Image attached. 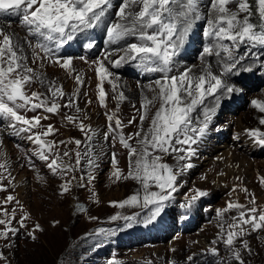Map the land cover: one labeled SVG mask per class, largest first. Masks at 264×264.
Here are the masks:
<instances>
[{"label": "rangeland", "instance_id": "1", "mask_svg": "<svg viewBox=\"0 0 264 264\" xmlns=\"http://www.w3.org/2000/svg\"><path fill=\"white\" fill-rule=\"evenodd\" d=\"M120 3L121 0H113L114 7L110 11V16L114 22H119L116 12ZM249 3L253 7L252 19L255 22V16L258 15L255 0H249ZM229 7L236 10L235 4H230ZM204 11L207 13V9ZM244 15L246 14L241 13L240 18L242 19ZM14 18L16 20L0 18V27H3L6 34L12 35L14 42L18 40L24 44L27 39L31 40L34 47L36 41L19 25L18 18ZM196 25L202 27V29L199 28L202 36L206 24L198 22ZM106 27V24H101L95 30L97 31L95 32L96 38H102L103 46H100L94 55H63L59 63L45 58L42 60V66H38L40 69H33L38 77L42 76L46 81H52L56 86L62 87L65 96L57 101L61 105L59 112L50 114L42 109L37 110L36 113L21 112L22 115L39 114L42 117H54V120L45 126L52 125L54 129L58 126L62 128L54 137L49 135L45 139H56L60 136L59 142H64L63 144L59 143V146L63 148L60 157L65 163L75 164V152L82 153L81 165L76 172L53 175L46 167V162L35 156L34 153L38 146L30 143L24 138V135L19 137L13 135L12 130L6 127V122L0 121V131L3 130L1 133L9 146L7 153L1 154L2 150L0 149V163L6 164L10 171V176L5 175L3 180L7 191H0V219H6L5 211L10 216L14 211L11 225L19 229L18 234L10 235V239H0V250L6 257V259H0V264H187L186 258L190 255L195 256L192 264H223L225 261L228 264H234L231 259L232 254L225 244L212 245L210 242L218 239L221 228L227 234L228 224L232 223L231 218L238 216V211L232 209L224 213V220L227 223L221 221L218 210L225 209L228 203H239L249 208L256 206L259 210L264 209V146H260L246 134V130L256 128L264 131V125L259 123V120L264 118V113H260L251 105L252 100L264 102V78H262L264 70L242 73L238 77H229L234 87L243 90L242 93L233 94L230 99H226L222 103L214 118L213 126L216 130L210 131L201 144L194 146L197 148V155L190 161H185L193 163L194 167L179 176L177 181L179 189L174 193V198L167 203L162 215L153 223L146 225L144 220L147 218V210L139 207H131L127 211L119 207L113 210V206L110 205L112 201L109 199H118L121 196L126 199L130 195L136 194L140 185L128 176V173L133 171L137 156H132L130 161L129 149L124 148L120 143L118 134L109 133L108 139H104L109 125L106 114H111V110L115 113L117 110L115 115L122 120L125 137H130L129 144L139 150L137 143L139 138L134 134L141 127L145 131L147 130L160 102H152L155 93L148 90L149 82L155 79L127 78L125 76L127 69H130V64H134V62L122 64L117 70L110 61L118 59L123 53H115L106 62L105 67L113 73L109 79L113 80L118 88L114 92L112 85L108 80H105L103 87L106 94L110 93L112 96V101L111 103L106 102V106L99 103V77L96 68L99 62L104 59L103 57H106V53L121 46L112 44L113 47L110 48V45L105 44L107 42ZM134 42L139 41L138 39L133 42L128 39L124 41L125 44ZM198 44L202 43L198 42ZM24 47L25 54L28 56L27 44H24ZM245 47L241 46L236 54L245 55L243 61L245 66L252 65L251 67L258 69L261 60L256 58L260 55L256 51H260L259 47L252 50L254 53L252 56L245 53ZM35 50L38 55L43 56L39 49ZM183 52L185 53V51ZM191 55L192 59L187 63L194 67L196 75L201 74L206 63L212 65L213 73L219 74L215 57L208 62L207 58L199 59L193 55V52ZM68 57L73 60L71 69L60 67L63 59ZM260 57H264V50ZM123 68L124 70H121ZM76 75L81 77L83 85L77 84ZM121 77L125 78L123 83L120 81ZM153 87H155L154 84ZM26 88L28 95H31L32 92L50 95L38 79L27 85ZM139 89H141L140 92H138ZM121 91L125 96L122 101L116 98ZM71 96L78 97L77 104L81 112L77 113L75 108L64 107ZM95 97L96 100L93 99ZM90 100L94 101L89 103ZM206 103H208L207 100ZM145 104H147L146 109ZM121 105H131L135 109L131 110L126 107V110L122 111ZM119 111L129 115L135 112L136 115L134 114V118H128L125 121ZM145 112L148 113L141 125L140 117L137 116H141ZM67 115L79 117L86 126L98 133L92 141L93 158L98 163V167L89 169L88 157L84 156L87 143L85 137L78 131L77 125L65 119ZM195 115L196 113H193V116ZM129 120H134V123L130 124L129 132L125 133L124 128L129 125H126ZM43 124L41 122V129ZM55 126L57 127L55 128ZM112 126L115 127L114 121ZM71 127L74 130H70ZM237 137L239 138L237 139ZM74 139L82 141L79 148L75 143L73 146L70 144ZM64 145H69L68 147L71 145L72 148L67 147L66 149ZM0 146L2 148L1 143ZM225 146L232 149L234 153L235 151L239 153L241 160L232 157L231 159L235 160H232L230 164H226L228 158L222 161L221 157ZM65 151L71 154L70 157L63 156ZM113 153L116 157L115 164L112 162ZM161 162L169 164L176 170L175 154L164 156ZM33 164L34 167H32ZM116 167H119L122 172L120 182L112 175ZM89 171L95 179L90 182L83 181L88 186L86 189H82L79 187V177ZM20 175L25 176L24 198L17 196L18 187L16 189L15 180ZM73 175L76 176V181H72ZM220 178L223 179L222 187L217 186ZM62 181H72L69 184L70 192L68 194L60 192ZM113 183L114 185H112ZM197 189L205 190L209 195L193 202L191 207L182 206L195 195ZM244 189H247V192ZM150 190L158 189L153 185ZM110 191L118 193L112 196ZM12 194L15 201L5 204L6 197ZM142 194L141 190V196ZM253 198L256 202L255 205L252 203ZM137 212L141 214L140 219L134 222L131 228H128L123 220H111L113 215L130 216ZM23 216L29 217L25 221L26 227H21L18 223ZM37 223L43 231L33 233ZM6 227V225H0V231ZM101 227L108 231L107 236L98 234ZM30 233H33L36 239L33 240ZM242 239L248 241L251 249L250 253L241 249L245 264H264V230L251 232V234L243 236ZM239 242L235 247H241ZM213 247L219 248L218 256L211 254L210 249Z\"/></svg>", "mask_w": 264, "mask_h": 264}, {"label": "snow or ice", "instance_id": "2", "mask_svg": "<svg viewBox=\"0 0 264 264\" xmlns=\"http://www.w3.org/2000/svg\"><path fill=\"white\" fill-rule=\"evenodd\" d=\"M255 3L258 13L255 22L252 19L254 13L249 0H121L116 12L119 22H114L110 16V11L114 7L113 0H0V18L17 17L19 25L36 41L34 49L31 40L26 39L24 42L29 49H33L35 57L33 63L36 59L45 58L59 63L65 46L78 39L79 35L87 37L91 30L106 24V38L109 44L121 45L113 49V52L123 53L118 59L110 61L116 68L134 62V66L145 74H161L148 84V90L155 93L152 102L159 101L160 106L147 130L141 127L134 134L139 138L137 141L139 150L129 144L130 137L126 138L123 134L122 121L115 113L106 114L109 125L104 139H108L109 133L118 134L120 143L124 148L129 149L130 161L132 156H137L133 171H130L128 176L140 185L136 194L130 195L122 202H110V205H118L121 209L130 206L147 210V218L144 220L147 225L156 221L165 211L167 203L174 198V193L179 189L177 184L179 176L194 167L193 163L185 161H190L196 156L197 148L194 146L202 143L210 131L216 130L213 126L214 118L222 103L230 99L233 94L242 93V89L227 83L225 78L264 70V57H256L261 59V63L258 69H254L244 65V54H236L241 46H246L245 53L249 56L254 55L252 50L257 47L264 50V0H255ZM230 4H235L236 10L231 9ZM241 13L246 14L242 19ZM198 22L206 24L203 36L208 39L202 53L216 58L219 74L211 71L210 63L205 64L199 75H190V68H185L178 75L173 74L179 72L175 58L186 47ZM132 37L137 38L139 42L123 43ZM0 38H2L0 39V121L6 122V127L10 128L12 134L17 137L27 134L24 138L38 146L35 156L46 162V167L53 175L76 172L81 165L80 151L75 152V164L65 163L59 153H55V158H52L57 145L45 137L55 133L54 127L48 125L44 132H33V129L41 127V120L48 117L37 114L27 118L26 115L21 114L22 111L36 113L40 109L50 114L58 113L61 105L57 101L65 96L62 87L36 75L33 68L27 64L28 56L25 54L24 44L18 40L14 42L12 35L6 34L3 27H0ZM85 46L92 49L95 47V41L88 39ZM35 49H39L43 56L37 57ZM201 59H204L203 55ZM72 64V58L68 57L63 59L60 67L71 69ZM96 72L99 77V103L106 106V92L103 87L105 80L112 85L114 92L118 85L109 79L113 73L103 62H99ZM37 79L50 95L39 92H32L31 95L26 93V85ZM75 81L78 85H83L79 75L75 76ZM116 98L124 100V93L119 92ZM77 100L76 96L69 97L64 107L75 108L77 113L81 112ZM251 105L260 113H264V102L252 100ZM144 107L146 109L147 104ZM193 113L196 115L193 116ZM146 116L147 112L140 116L141 125ZM65 119L77 125L78 131L85 137L87 143L84 156L88 157L89 169L98 167L92 151V141L98 133L86 126L77 116L67 115ZM113 121L115 127L112 126ZM128 123L130 125L134 120H129ZM259 123L264 125V118H261ZM246 134L260 146H264V131L256 128L246 130ZM72 142L78 148L82 144L80 139H74ZM173 154L176 159V170L169 164L161 162L164 156ZM70 155L67 151L63 153L64 157ZM29 159L31 160V157ZM112 162L116 163L114 153ZM5 175L10 176V171L6 164L0 163V191H7V186L3 184ZM112 175L117 180L120 179L122 172L119 167L115 168ZM76 179L73 175L72 181ZM94 179L91 171L81 175L79 187L86 189L88 185L83 181L90 182ZM72 181H62L61 194L70 192L69 184ZM153 185L158 190H150ZM244 191L247 192V189ZM207 195H209L207 191L197 189L195 195L182 206L191 207L193 202ZM14 199L13 195H8L4 203L7 204ZM252 203L253 205L256 203L254 198ZM232 209L238 211V216L231 218L232 223L228 224L226 238L224 229L221 228L218 239L210 243L225 244L232 254L231 259L234 264H245L241 249L249 253L251 249L248 241L242 237L251 232L264 230V210H259L256 206L249 208L239 203H228L225 209L218 210V216L223 223H227L224 220V213ZM140 215L139 212L130 216L113 215L111 220H123L126 226L131 228L134 222L140 219ZM4 216L6 219H0V225L7 227L0 231V239L8 240L10 235L18 234L19 229L11 225L14 211L11 216L5 211ZM28 218V216L21 217L18 221L21 227H26L25 221ZM35 231H43L38 223L35 224L33 233ZM33 233L29 235L34 240L36 236ZM98 234L107 236L108 231L101 227ZM238 238L240 248L235 247ZM210 252L218 256L219 248L213 247ZM0 259H6L2 250H0ZM194 259V255L188 256L187 264H192ZM223 264L228 262L225 261Z\"/></svg>", "mask_w": 264, "mask_h": 264}, {"label": "bare ground", "instance_id": "3", "mask_svg": "<svg viewBox=\"0 0 264 264\" xmlns=\"http://www.w3.org/2000/svg\"><path fill=\"white\" fill-rule=\"evenodd\" d=\"M4 25V24H3ZM201 26L200 25H196L195 27H194V30H193V32L191 33V35H190V37H189V40H188V42H187V44H186V48H190V50H192V52H194V54L199 58V59H201V56L203 55L204 56V58H207L208 59V62H209V60H211L213 57H208V56H206V54H203L202 53V44H198V42H201V43H203V40H205L206 38H203L202 36H201V30L199 31V28H200ZM200 29H202V27L200 28ZM94 30H96V29H94ZM99 31V30H98ZM97 32V31H96ZM104 35V34H103ZM83 37V35H79V37H78V39L76 40V43L74 44L75 46L76 45H78L79 44V42L81 41V40H83V39H85V38H82ZM24 42V41H23ZM107 44H109V42L107 41L106 42ZM124 43V42H123ZM110 48H112L113 47V45L112 44H110ZM25 48V47H24ZM201 48V49H200ZM33 49H34V47H33ZM33 49H27V52H28V60H27V64H28V66L29 67H31V68H33V69H40L38 66H42V60L41 59H36V62L35 63H33V59L35 58L34 56H33ZM183 52V51H182ZM181 52V53H182ZM199 52H200V54H199ZM35 53H36V56L37 57H42V56H40V55H38L37 54V52H36V50H35ZM110 53H111V55H110ZM116 52H108V53H106L107 55H106V57H103L104 59L102 60V61H100V62H103L104 64H106V62L109 60V58L112 56V55H114ZM185 58H188L187 56H185ZM176 59V67H177V69H179V72H174L173 74H179L180 72H183L184 70H185V66H189L188 68H190L191 69V72H190V75H192V74H197L196 73V71L194 70V67L192 66V65H189L187 62L189 61V60H181V59H179L178 57H176L175 58ZM248 60H249V58H248ZM261 60V59H260ZM48 61V60H47ZM46 61V62H47ZM205 63V62H204ZM213 63V62H212ZM248 63V62H247ZM254 63V62H253ZM252 66V65H251ZM130 67H131V64H130ZM214 67V66H213ZM247 67V66H246ZM201 69H202V67H201ZM128 71H127V73H126V77L127 78H132V76H130V74H129V68L127 69ZM215 74V73H214ZM226 79V81H227V83H229V84H233L232 83V80L228 77H226L225 78ZM122 83L125 81V78H123V77H121V80H120ZM26 87H27V85H26ZM25 87V91L27 90V88ZM30 87V86H29ZM236 87V86H235ZM143 90V89H142ZM133 91H136V90H133ZM141 91V89H139V91L138 92H140ZM137 93V92H136ZM134 94V93H133ZM93 97V96H92ZM91 98V97H90ZM92 99V98H91ZM94 100H96V97L95 98H93ZM94 100H90V102L89 103H92ZM111 101H112V96L110 95V93H107L106 94V102H108V103H111ZM88 103V104H89ZM87 104V103H86ZM85 104V105H86ZM90 105V104H89ZM92 105V104H91ZM126 107L127 108H129V109H131V110H133V109H135L134 107H131V105H121L120 106V109L122 108V111H125L126 110ZM112 113H114V111L113 110H111V114ZM148 113V112H147ZM115 114H117V110L115 111ZM119 114H121L122 116H124V117H122L125 121L128 119V118H134L135 116H134V114H135V112H133L132 114H122L120 111H119ZM136 115V114H135ZM138 115V114H137ZM27 116V118H32L33 116H29V115H26ZM137 117H140V115L139 116H137ZM54 120V117H48V119H42L41 120V122L42 123H44L43 124V127H42V129H41V127H39V128H37V129H33V132L35 133V132H41V131H45L46 130V124L47 123H49V122H52ZM66 121V120H65ZM122 121V120H121ZM67 123V122H66ZM129 123H127L126 125H128ZM69 125V124H68ZM58 126V125H57ZM57 126H55V128L57 127ZM129 126L130 125H128V126H126L125 128H124V131H125V133H128L129 132V130H130V128H129ZM61 126L59 127L58 126V128H56L55 129V133L54 134H51L52 135V137H54L55 135H57L58 134V132H60V130H61ZM70 130H74V128H70ZM1 131H3V130H1ZM1 131H0V143H1V145H2V148H0L1 150H2V152H1V154H4V153H7L8 151H9V146H8V144L5 142V137L2 135V133H1ZM136 131V130H135ZM74 134V133H73ZM124 134V133H123ZM25 135H27V134H24V136ZM126 135V134H125ZM49 137V136H48ZM81 137V136H80ZM47 140H49V141H54L55 142V144L57 145V147H55L54 148V151H55V153H59L60 154V156H61V151H63V148H61L59 145V140H60V136H59V138H56V139H47ZM70 144L73 146L74 145V143H72V142H70ZM199 144H201V143H199ZM70 145V147H68L69 145H64L65 146V148L67 149V147L69 148V149H71L72 148V146ZM1 147V146H0ZM8 147V148H7ZM64 148V149H65ZM223 148V147H222ZM221 148V149H222ZM65 149V150H66ZM224 149H225V151L222 153V157H221V159H222V161L224 160V159H227L228 158V161H227V163L226 164H230L231 162H232V160H235V159H231L232 157H235V158H240V160H241V156L239 155V153H237L236 151H235V153H234V151L232 150V149H229V148H227V146H225L224 147ZM223 149V150H224ZM55 153H54V155H55ZM4 157V156H3ZM52 158H55V156H53ZM222 161H220V163H222ZM225 161V160H224ZM224 164H225V162H224ZM9 167H11V166H9ZM7 169H8V166H7ZM9 170V169H8ZM12 176V175H11ZM15 176V175H14ZM13 176V177H14ZM116 179V178H115ZM117 180V179H116ZM16 182H15V184H17L16 185V189H17V187H18V189H17V196L18 197H20V198H24L25 196H23V193L25 192V176L23 175H20V176H18V178L15 180ZM117 181H119L120 182V179L119 180H117ZM223 181V179L222 178H220L219 179V182L217 183V186H221L222 187V185L223 184H221V182ZM14 184V185H15ZM112 185H114V183L112 184ZM111 189H112V187H111ZM116 191H118V190H116ZM111 192V191H110ZM121 192V191H120ZM122 192H123V190H122ZM27 193V192H26ZM118 192H116L115 193V191H113V192H111V195L112 196H114L115 194H117ZM13 195V194H12ZM110 195V194H109ZM110 198V197H109ZM17 200V199H16ZM124 200V196H121L120 198H118V199H109V201H112V202H122ZM15 201V200H14ZM13 202V201H12ZM264 205V204H263ZM117 207H118V205L117 206H113V210H116L117 209ZM131 207L130 206H125L124 208H123V210H125V211H127V210H129ZM121 209V208H120ZM262 210H264V209H262ZM106 212V211H105ZM108 214V213H107ZM109 218H110V215H109ZM226 235L227 234H225L224 233V236H225V238H226ZM246 236V235H245ZM243 238V237H242ZM239 239V238H238ZM237 239V241H236V244L239 242V240ZM240 243V242H239Z\"/></svg>", "mask_w": 264, "mask_h": 264}, {"label": "trees", "instance_id": "4", "mask_svg": "<svg viewBox=\"0 0 264 264\" xmlns=\"http://www.w3.org/2000/svg\"><path fill=\"white\" fill-rule=\"evenodd\" d=\"M252 9H253V7H252ZM253 13H254V11H253Z\"/></svg>", "mask_w": 264, "mask_h": 264}]
</instances>
